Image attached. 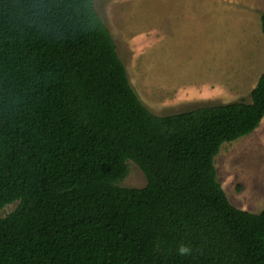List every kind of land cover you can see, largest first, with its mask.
Wrapping results in <instances>:
<instances>
[{
    "label": "trees",
    "instance_id": "1",
    "mask_svg": "<svg viewBox=\"0 0 264 264\" xmlns=\"http://www.w3.org/2000/svg\"><path fill=\"white\" fill-rule=\"evenodd\" d=\"M263 115L264 72L249 101L156 114L94 0H0V264H264V207L213 165ZM127 160L143 187L115 184Z\"/></svg>",
    "mask_w": 264,
    "mask_h": 264
},
{
    "label": "rangeland",
    "instance_id": "2",
    "mask_svg": "<svg viewBox=\"0 0 264 264\" xmlns=\"http://www.w3.org/2000/svg\"><path fill=\"white\" fill-rule=\"evenodd\" d=\"M94 7L132 88L156 114L249 101L250 75L264 71V0H94ZM213 165L230 204L251 213L264 207V125L223 142ZM126 166L115 184L143 187L142 171L131 160Z\"/></svg>",
    "mask_w": 264,
    "mask_h": 264
},
{
    "label": "crops",
    "instance_id": "3",
    "mask_svg": "<svg viewBox=\"0 0 264 264\" xmlns=\"http://www.w3.org/2000/svg\"><path fill=\"white\" fill-rule=\"evenodd\" d=\"M264 71H261L260 73H257V74H253L252 76L250 75V78H251V87H250V89L249 90H251L254 86H255V84H256V82H257V80H258V77L263 73ZM244 78V77H243ZM242 78V76H240V78H235L234 77V75H232V81H238L239 82V80H241V79H243ZM243 83V82H242ZM233 86V85H232ZM243 88V87H242ZM263 116H262V118H261V120L259 121V123H258V125L253 129V131L252 132H250V133H255L256 131H259V129L264 125V122H263ZM256 136V134H252V139L253 140H258L259 139V137H260V133H258V137L256 138L255 137ZM254 137V138H253Z\"/></svg>",
    "mask_w": 264,
    "mask_h": 264
},
{
    "label": "clouds",
    "instance_id": "4",
    "mask_svg": "<svg viewBox=\"0 0 264 264\" xmlns=\"http://www.w3.org/2000/svg\"><path fill=\"white\" fill-rule=\"evenodd\" d=\"M191 251V248L185 244H181L177 249L179 255H190Z\"/></svg>",
    "mask_w": 264,
    "mask_h": 264
}]
</instances>
